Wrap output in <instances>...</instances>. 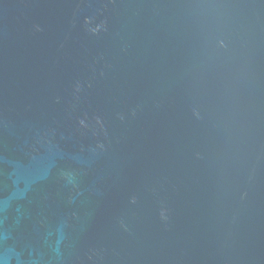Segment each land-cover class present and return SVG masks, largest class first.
<instances>
[{
	"label": "water",
	"instance_id": "obj_1",
	"mask_svg": "<svg viewBox=\"0 0 264 264\" xmlns=\"http://www.w3.org/2000/svg\"><path fill=\"white\" fill-rule=\"evenodd\" d=\"M0 264H264V0H0Z\"/></svg>",
	"mask_w": 264,
	"mask_h": 264
}]
</instances>
